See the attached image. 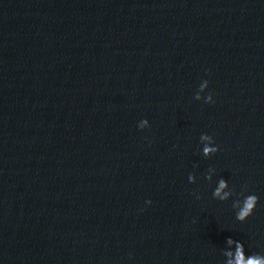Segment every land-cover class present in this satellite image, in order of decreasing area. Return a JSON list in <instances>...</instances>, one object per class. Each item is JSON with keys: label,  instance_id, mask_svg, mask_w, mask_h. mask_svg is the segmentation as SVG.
Instances as JSON below:
<instances>
[{"label": "clouds", "instance_id": "clouds-1", "mask_svg": "<svg viewBox=\"0 0 264 264\" xmlns=\"http://www.w3.org/2000/svg\"><path fill=\"white\" fill-rule=\"evenodd\" d=\"M209 82L204 80L203 84L201 85V89L207 88ZM196 99H200V96L197 95ZM212 94H208L205 99V103H213ZM146 122V121H145ZM201 141H210L213 146H208L205 144L202 148V154L205 158H209L215 155L220 149L218 145H215L214 139L212 136L208 134H202L200 137ZM211 173H215L214 168H209L208 173L205 175V179L209 182L212 181L213 176ZM189 183H195L196 177L194 174H189L188 176ZM227 189V190H226ZM247 191L245 187L242 189L241 193L239 194L243 198H237L233 200L232 207L236 209V220L243 223L245 222L250 216L253 215L257 204L259 202V197L254 194L244 195V192ZM213 198L219 200L221 202L228 201L231 197L236 195L233 189L230 188L227 180L224 178H220L217 181V186L213 190ZM197 199L201 197L199 195L196 196ZM146 203L151 204V201H146ZM227 248L223 251V255L225 256L224 264H264V255L254 253L251 255L245 254V247L244 243L241 241L234 240L232 238H228L226 240ZM131 255V254H130Z\"/></svg>", "mask_w": 264, "mask_h": 264}]
</instances>
